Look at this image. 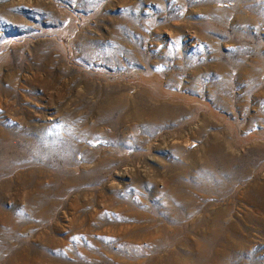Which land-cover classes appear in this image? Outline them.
I'll use <instances>...</instances> for the list:
<instances>
[{"label": "rangeland", "instance_id": "obj_1", "mask_svg": "<svg viewBox=\"0 0 264 264\" xmlns=\"http://www.w3.org/2000/svg\"><path fill=\"white\" fill-rule=\"evenodd\" d=\"M0 264H264V0H0Z\"/></svg>", "mask_w": 264, "mask_h": 264}]
</instances>
